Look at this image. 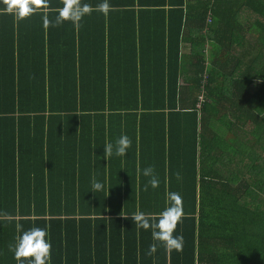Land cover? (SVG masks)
I'll return each instance as SVG.
<instances>
[{
    "label": "trees",
    "instance_id": "16d2710c",
    "mask_svg": "<svg viewBox=\"0 0 264 264\" xmlns=\"http://www.w3.org/2000/svg\"><path fill=\"white\" fill-rule=\"evenodd\" d=\"M78 2L89 13L63 26L64 0L0 12V264H18L10 246L33 226L50 264H141L150 244L156 264H264V0ZM45 119L68 138L37 132ZM122 134L128 153L106 159ZM170 192L180 251L131 218L157 220Z\"/></svg>",
    "mask_w": 264,
    "mask_h": 264
},
{
    "label": "clouds",
    "instance_id": "9594fccd",
    "mask_svg": "<svg viewBox=\"0 0 264 264\" xmlns=\"http://www.w3.org/2000/svg\"><path fill=\"white\" fill-rule=\"evenodd\" d=\"M45 4L46 0H0V5H2L0 12L11 14L15 19L23 20L35 14L36 9ZM99 8L104 11L107 9V4H102ZM89 11L90 7L86 3H80L78 0H64V5L55 18V23L68 21L76 24ZM44 23L47 25L50 22L45 18ZM130 146V138L122 134L114 145L111 143L104 145V155L107 159L113 154L125 156ZM142 174L144 177L149 178L145 185L146 190L148 186L153 189L158 187L159 180L154 174L152 166L143 168ZM102 189V183L93 179L92 191L97 193ZM167 199L171 201V204L159 214L157 220L151 221L143 212L133 214L131 218L137 227L145 231L150 230L152 239L162 244L166 250L180 251L183 246V236L180 234L174 235V232H176L177 224L181 221L183 214L181 197L179 193L170 192L167 194ZM156 248V244H150L147 254H153ZM10 250L13 251L18 264H25V261H27V264H50L51 241L48 238L46 229L31 227L21 231L14 245L10 246Z\"/></svg>",
    "mask_w": 264,
    "mask_h": 264
},
{
    "label": "crops",
    "instance_id": "0c3cea01",
    "mask_svg": "<svg viewBox=\"0 0 264 264\" xmlns=\"http://www.w3.org/2000/svg\"><path fill=\"white\" fill-rule=\"evenodd\" d=\"M58 24H61L63 26L62 23H58ZM149 32H150V29L146 26L144 28V35L146 36V39L149 36ZM183 90L185 91V95H186L187 88L183 87ZM201 117H202V115L200 116V118ZM206 119L207 118H204V122L206 121ZM34 126H35L37 132L43 134L46 139H51V140H54V141H61V142L63 141L64 142L68 138V133H66L65 130H63L62 121H55V120H48V119L37 120V121H34ZM148 130H149L148 127L145 126V128L142 129V134H146V132ZM3 142H4V137L0 135V144H2ZM66 143H68V142H66ZM38 145L41 146V144H38ZM44 145H45V147H47V144H44ZM51 168H52L51 169L52 173L59 169V168L53 167V166H51ZM94 172L96 174L95 176L101 174V170L100 169H97ZM106 172H108V170ZM39 182L40 181L31 180L32 189H34L36 187H37L36 189H38V183ZM3 183L4 182L0 179V184H3ZM46 219L48 221H51L50 217H46ZM30 220L33 223L34 220H35V217H30ZM168 251H171V250H168ZM139 253H145V254H143L145 257L142 258L141 264H156V262H162L163 263L165 261V259H164L165 256H166V251L165 250H163V251H155L153 254H159L160 255V257H155V258H153V254L148 255L146 249L142 250ZM139 257H140V255H139ZM131 259L135 260L134 257H132ZM168 260H171L170 257H168ZM136 261L139 262V260H136Z\"/></svg>",
    "mask_w": 264,
    "mask_h": 264
}]
</instances>
